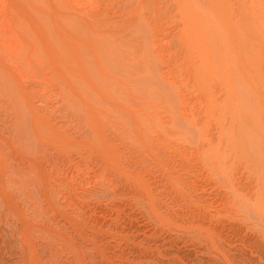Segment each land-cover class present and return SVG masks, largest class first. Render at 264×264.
Returning <instances> with one entry per match:
<instances>
[{
    "label": "rangeland",
    "instance_id": "1",
    "mask_svg": "<svg viewBox=\"0 0 264 264\" xmlns=\"http://www.w3.org/2000/svg\"><path fill=\"white\" fill-rule=\"evenodd\" d=\"M0 264H264V0H0Z\"/></svg>",
    "mask_w": 264,
    "mask_h": 264
}]
</instances>
